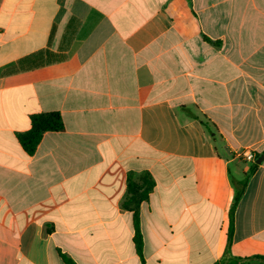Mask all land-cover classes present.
<instances>
[{"label": "crops", "instance_id": "0c3cea01", "mask_svg": "<svg viewBox=\"0 0 264 264\" xmlns=\"http://www.w3.org/2000/svg\"><path fill=\"white\" fill-rule=\"evenodd\" d=\"M51 112L64 131L28 155L18 134ZM246 151L264 153V0H0V264L264 256L263 161L224 259ZM147 173L142 258L124 204Z\"/></svg>", "mask_w": 264, "mask_h": 264}, {"label": "trees", "instance_id": "16d2710c", "mask_svg": "<svg viewBox=\"0 0 264 264\" xmlns=\"http://www.w3.org/2000/svg\"><path fill=\"white\" fill-rule=\"evenodd\" d=\"M206 41H208L205 38ZM198 119L197 117H195ZM202 124L206 126L208 131L212 133L211 128L209 127L208 122L202 121ZM64 131V122L62 116L59 112H51V113H40L35 114L31 117V128L23 133L18 134V141L21 144L22 148L28 155H34L36 152L40 142L42 141L44 135L47 132H62ZM263 154H256L255 161L251 163L250 169L246 172L241 180H236L232 178V183L235 189V196L234 202L231 207L230 211V239L224 254L225 257L230 256V242H231V234L233 231V220H234V213L236 210L237 205L239 204L242 196L245 193V190L248 186L250 178L254 175V173L259 168V165L256 164V161L262 156ZM154 181L150 174H145L142 178L141 183H136L132 180H129L128 183V192L130 198L128 201L125 202L124 207L130 208L134 206L136 209L134 214V228H135V246L136 251L140 257L143 258V237L140 228V218L139 214L137 213V209L142 203L149 201L150 194L154 189ZM62 260L65 264H76L71 258L66 255L60 254ZM229 264H264V256H254L247 259H233L232 261L228 262Z\"/></svg>", "mask_w": 264, "mask_h": 264}, {"label": "built area", "instance_id": "2783aa9c", "mask_svg": "<svg viewBox=\"0 0 264 264\" xmlns=\"http://www.w3.org/2000/svg\"><path fill=\"white\" fill-rule=\"evenodd\" d=\"M243 156L248 162H254L255 161V155L250 151L244 152Z\"/></svg>", "mask_w": 264, "mask_h": 264}, {"label": "water", "instance_id": "95a60500", "mask_svg": "<svg viewBox=\"0 0 264 264\" xmlns=\"http://www.w3.org/2000/svg\"><path fill=\"white\" fill-rule=\"evenodd\" d=\"M263 161H264V155L261 156V157L256 161V164L260 165V164H262Z\"/></svg>", "mask_w": 264, "mask_h": 264}]
</instances>
